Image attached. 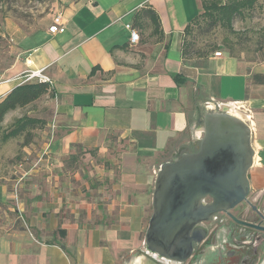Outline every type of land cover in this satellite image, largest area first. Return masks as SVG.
<instances>
[{
    "label": "crops",
    "instance_id": "crops-1",
    "mask_svg": "<svg viewBox=\"0 0 264 264\" xmlns=\"http://www.w3.org/2000/svg\"><path fill=\"white\" fill-rule=\"evenodd\" d=\"M55 7L36 24L4 22L15 46L0 71V100L29 70L42 69L50 90L2 122L26 108L39 121L0 134V264H117L143 250L156 172L197 149L206 111L233 112L250 126L249 198L264 203V56L184 53L200 0ZM56 15L65 30L51 33Z\"/></svg>",
    "mask_w": 264,
    "mask_h": 264
},
{
    "label": "water",
    "instance_id": "water-1",
    "mask_svg": "<svg viewBox=\"0 0 264 264\" xmlns=\"http://www.w3.org/2000/svg\"><path fill=\"white\" fill-rule=\"evenodd\" d=\"M201 129L195 151L159 166L152 190L143 251L175 263L189 258L193 241L203 233L198 224L216 212H226L239 223L259 227L238 220L230 212L243 202L251 204L248 171L254 149L250 126L228 111H206ZM251 206L264 217L255 205Z\"/></svg>",
    "mask_w": 264,
    "mask_h": 264
},
{
    "label": "rangeland",
    "instance_id": "rangeland-1",
    "mask_svg": "<svg viewBox=\"0 0 264 264\" xmlns=\"http://www.w3.org/2000/svg\"><path fill=\"white\" fill-rule=\"evenodd\" d=\"M226 1L200 0V14L191 23L189 33L184 36L186 42L195 40L197 41L195 47L205 49L215 44L217 48L225 49L232 56L250 58L259 62L264 56V0H257L252 8L244 9L240 14L235 15L230 26L220 22L211 24V18L204 13L206 6L211 3L222 4ZM57 2L58 0H0V71L9 65L14 57L13 40L8 35H2L5 31V20L11 18L27 26L36 24L46 14L52 13ZM28 110L30 108L22 110L19 118L31 117ZM16 120L17 118H10L6 124H2V130L12 129ZM31 125L33 123L24 131L26 132ZM262 203L261 201L259 205L262 206ZM150 211H152L151 206ZM143 250L138 247L134 251L123 253L117 264H133V259L138 255H145L149 260L147 264H159L160 261L152 259L147 253L150 258ZM261 259L259 258L255 264H260L264 258Z\"/></svg>",
    "mask_w": 264,
    "mask_h": 264
},
{
    "label": "flooded vegetation",
    "instance_id": "flooded-vegetation-1",
    "mask_svg": "<svg viewBox=\"0 0 264 264\" xmlns=\"http://www.w3.org/2000/svg\"><path fill=\"white\" fill-rule=\"evenodd\" d=\"M250 194V193H249ZM243 202L230 212L240 221L258 225V228L233 220L226 212H216L198 226L203 233L193 241L192 251L185 262L170 264H255L264 258V203ZM243 205V206H242ZM261 259V260H262ZM264 264V263H263Z\"/></svg>",
    "mask_w": 264,
    "mask_h": 264
},
{
    "label": "trees",
    "instance_id": "trees-1",
    "mask_svg": "<svg viewBox=\"0 0 264 264\" xmlns=\"http://www.w3.org/2000/svg\"><path fill=\"white\" fill-rule=\"evenodd\" d=\"M257 0H227L224 3H211L206 6L204 13L208 15L212 23L217 22L227 23L229 26L231 24L232 18L240 14L244 9L252 8ZM200 14V13H199ZM195 17V19L199 16ZM149 17L154 25V30L158 31L159 21L157 16L153 11H149ZM193 19L188 23L184 29V35L189 33L190 25L195 21ZM212 25V26H213ZM197 41L193 40L191 42H186L185 38L183 40V50L184 53L201 55L207 51H211L217 48L215 44H212L209 48L195 47ZM50 86L48 82L44 81H31L19 84L13 87L1 100H0V134L2 139H7L9 137L15 136L27 129L29 124H36L39 121L32 117H22L18 118L14 123V127L8 131L2 130V122L5 114L19 107H24L27 104L39 99L44 94L48 93Z\"/></svg>",
    "mask_w": 264,
    "mask_h": 264
},
{
    "label": "built area",
    "instance_id": "built-area-1",
    "mask_svg": "<svg viewBox=\"0 0 264 264\" xmlns=\"http://www.w3.org/2000/svg\"><path fill=\"white\" fill-rule=\"evenodd\" d=\"M126 29L130 32V42L136 43L139 40V33L132 27L131 24L125 25ZM49 32L51 33H60L65 30L64 23L61 21V17L56 15L52 23L48 27ZM215 55H221L220 51H215ZM31 81H44L50 83V79L42 73V69L36 70H29L28 72L24 73L21 77V83L31 82ZM17 191V185L14 186V193Z\"/></svg>",
    "mask_w": 264,
    "mask_h": 264
},
{
    "label": "bare ground",
    "instance_id": "bare-ground-1",
    "mask_svg": "<svg viewBox=\"0 0 264 264\" xmlns=\"http://www.w3.org/2000/svg\"><path fill=\"white\" fill-rule=\"evenodd\" d=\"M233 113V112H232ZM146 253L150 254L152 256V258L154 257L155 259H157V261H160L163 264H170L171 262L167 261L165 258H160L157 256V254H154L152 252L147 251ZM169 260V259H168ZM134 261L138 264H147L148 263V258L145 257V255H138L134 258ZM155 264V263H154Z\"/></svg>",
    "mask_w": 264,
    "mask_h": 264
}]
</instances>
